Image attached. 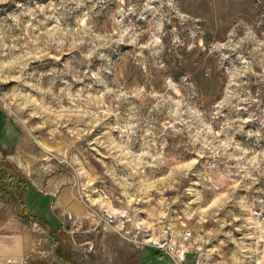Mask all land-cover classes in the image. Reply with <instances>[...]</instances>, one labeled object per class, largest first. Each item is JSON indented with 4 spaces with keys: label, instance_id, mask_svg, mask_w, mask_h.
I'll return each instance as SVG.
<instances>
[{
    "label": "rangeland",
    "instance_id": "rangeland-1",
    "mask_svg": "<svg viewBox=\"0 0 264 264\" xmlns=\"http://www.w3.org/2000/svg\"><path fill=\"white\" fill-rule=\"evenodd\" d=\"M0 109L8 185L25 145L45 192L99 187L95 210L191 231L209 264H264V0H0ZM51 209L65 229L0 196V262L32 243L72 259L47 264L169 263Z\"/></svg>",
    "mask_w": 264,
    "mask_h": 264
},
{
    "label": "built area",
    "instance_id": "built-area-1",
    "mask_svg": "<svg viewBox=\"0 0 264 264\" xmlns=\"http://www.w3.org/2000/svg\"><path fill=\"white\" fill-rule=\"evenodd\" d=\"M79 193V198L89 206L91 215L83 218L71 213L69 214V220L73 223L83 222L90 217L95 218L99 223L111 227L125 241L135 245L140 250L147 248V246L154 248L160 260L168 258V264H209L208 256L201 247L191 251L197 245L193 242L191 231H182L177 238H174L173 230L169 225H164L163 230L157 232V229L144 226L142 222L133 223L132 213L127 209L115 208L109 205L108 207L111 210L105 208L99 212L88 201L96 195L108 202V197L102 188L92 189L85 185L79 190ZM191 255H194L193 260L189 261Z\"/></svg>",
    "mask_w": 264,
    "mask_h": 264
},
{
    "label": "crops",
    "instance_id": "crops-1",
    "mask_svg": "<svg viewBox=\"0 0 264 264\" xmlns=\"http://www.w3.org/2000/svg\"><path fill=\"white\" fill-rule=\"evenodd\" d=\"M10 124H9V119H7L6 114L4 113V111L2 109H0V144H2V146H0L1 151L4 152V154L2 152H0V155H4V157L6 159L9 160L10 156L8 157V155L6 154V145H7V138H8V134L10 133ZM20 152H21V165L19 164V162L14 163L17 167V169H19L20 173L24 176H26V178L31 181V179H29L27 177V173L31 172L32 170L30 169L29 166V161L28 163L27 160L25 159L27 157L26 152L28 151V148H26L25 145H22L20 148ZM20 159V158H19ZM26 164H25V163ZM19 166V167H18ZM21 166L23 167L24 171L21 169ZM32 183V181H31ZM107 195V194H106ZM108 197V195H107ZM24 205L25 208L27 209V213L30 215H33L39 219H43L45 225H40L42 226V228H46V229H50V230H63L64 228V224H65V220H63L62 218H60L58 215H54V213H52V205L54 204V209H57L59 213H74V214H86V207L82 204V202L79 200V198H77L75 191L72 190L71 186H66L62 191H55V192H45L39 188H37L35 186V184H28V186L26 187L25 193H24ZM94 200H101L102 198L94 196L93 198ZM34 201V202H33ZM32 203L35 204L33 206H35V208L37 209V213H30V208H32ZM109 203V202H108ZM29 211V212H28ZM50 239V238H49ZM53 240V239H52ZM45 241H49L48 238L45 239ZM28 244V243H27ZM31 245L28 244V248L27 251L28 254L30 255L28 260L26 261L25 259H23L22 264H47L49 263L48 261L50 260H55V261H68V258H64L63 254L58 253L57 255H55V253L52 251L54 244H52V247H50V249H40V248H35L34 245L32 243H30ZM52 248V249H51ZM151 248V247H150ZM23 249V248H22ZM147 249V248H146ZM145 249V250H146ZM144 250V251H145ZM22 250L19 249H7V253H9V257L11 259H19L21 258V256H19V253ZM26 251V248H24L23 252ZM14 253V254H13ZM145 252H143L144 254ZM155 254V260L156 263H159L163 260H160L159 257L157 256V251L154 248H151L150 251H148L146 253V255L148 254V256H151V254ZM24 254V253H23ZM22 254V255H23ZM24 256V255H23ZM24 258V257H22ZM21 258V259H22ZM165 260L167 259V261L169 262L168 258H164ZM155 260H151L150 263L155 262ZM145 263V259H141V264ZM0 264H4V262H0ZM167 264V263H166Z\"/></svg>",
    "mask_w": 264,
    "mask_h": 264
},
{
    "label": "trees",
    "instance_id": "trees-1",
    "mask_svg": "<svg viewBox=\"0 0 264 264\" xmlns=\"http://www.w3.org/2000/svg\"><path fill=\"white\" fill-rule=\"evenodd\" d=\"M0 152L4 153L3 151H1V149H0ZM8 162L9 161H7V160H4V161L0 162V168H1L0 169L1 170L0 171V173H1L0 174V196L5 197L8 200H13V201L25 204L24 203V200H25L24 199V193H25V190H26V187L28 186V184H30L29 180L26 178V176H24V175H22L20 173L19 169H17L16 165L14 164L13 167H14V169H16L14 171L16 174L13 173L15 175V177H16L15 182L12 183L13 184L12 186H10L7 183H5L3 181V176H4L3 175V171L4 170H3L2 167L4 166V164L8 165ZM23 216L26 217L27 216V212H26V214H23ZM29 217H30V219H32L33 221L39 223L40 225H45L44 220L42 218L39 219V218H37V217H35L33 215H30V214H29ZM65 245L66 244H63V246H62V251L63 252L65 251ZM68 256H69V254H68ZM67 258H68V261L72 262V259L70 257H67Z\"/></svg>",
    "mask_w": 264,
    "mask_h": 264
}]
</instances>
